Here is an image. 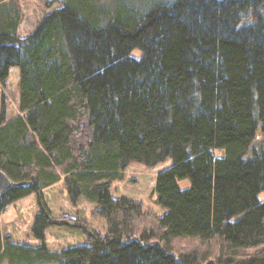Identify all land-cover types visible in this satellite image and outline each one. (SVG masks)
<instances>
[{
    "label": "trees",
    "instance_id": "1",
    "mask_svg": "<svg viewBox=\"0 0 264 264\" xmlns=\"http://www.w3.org/2000/svg\"><path fill=\"white\" fill-rule=\"evenodd\" d=\"M60 4L19 38V10L0 0V83L19 73L18 114L0 110V170L15 184L0 219L38 203L37 244L0 227V264H264V0ZM167 160L154 188L165 215L111 196L131 163ZM59 182L106 232L80 226L84 243L51 251L60 222L42 192Z\"/></svg>",
    "mask_w": 264,
    "mask_h": 264
},
{
    "label": "rangeland",
    "instance_id": "2",
    "mask_svg": "<svg viewBox=\"0 0 264 264\" xmlns=\"http://www.w3.org/2000/svg\"><path fill=\"white\" fill-rule=\"evenodd\" d=\"M12 1L21 15L17 30L19 38L29 35L44 15L61 6V0ZM18 79V69L11 68L5 83H0V110L4 108L8 118L18 114ZM260 140L261 135L258 128L252 147H258ZM217 154L221 155L220 152ZM171 165V160L154 167L131 163L124 171L122 180L116 181L111 187V196L139 201L144 211L152 212L156 216L165 215L166 210L158 204L154 188L157 175L169 169ZM177 185L184 190L189 187V181H178ZM42 196L51 216L60 222L59 225L49 227L45 231V243L49 250L59 251L84 243L86 234L80 226L101 234L106 232L105 221L94 215L95 206L82 198L75 205L71 204L62 182L43 190ZM37 212L38 203L34 195L13 203L1 215L2 235L8 236L14 243L36 245L37 242L31 234V226ZM190 247L192 245L184 241L177 248L185 251Z\"/></svg>",
    "mask_w": 264,
    "mask_h": 264
},
{
    "label": "water",
    "instance_id": "3",
    "mask_svg": "<svg viewBox=\"0 0 264 264\" xmlns=\"http://www.w3.org/2000/svg\"><path fill=\"white\" fill-rule=\"evenodd\" d=\"M15 184L0 170V194L9 190Z\"/></svg>",
    "mask_w": 264,
    "mask_h": 264
}]
</instances>
